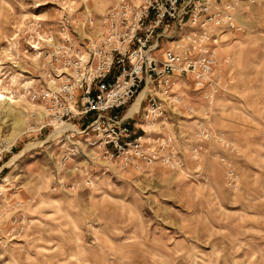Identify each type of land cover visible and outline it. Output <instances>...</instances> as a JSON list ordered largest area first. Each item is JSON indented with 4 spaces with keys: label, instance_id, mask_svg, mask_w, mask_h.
<instances>
[{
    "label": "rangeland",
    "instance_id": "obj_1",
    "mask_svg": "<svg viewBox=\"0 0 264 264\" xmlns=\"http://www.w3.org/2000/svg\"><path fill=\"white\" fill-rule=\"evenodd\" d=\"M112 2L0 0V264H264V0H210L229 3L235 25H219L206 82L175 75L176 100L159 94L146 135L156 157L94 161V138L78 135L81 153L64 162L59 129L26 91L47 46L35 40ZM206 15L167 19L166 32L197 31ZM176 46L161 36L154 53Z\"/></svg>",
    "mask_w": 264,
    "mask_h": 264
},
{
    "label": "built area",
    "instance_id": "obj_2",
    "mask_svg": "<svg viewBox=\"0 0 264 264\" xmlns=\"http://www.w3.org/2000/svg\"><path fill=\"white\" fill-rule=\"evenodd\" d=\"M222 8L225 12L210 0H114L97 18L85 6L76 19L61 17L55 34L39 35L35 41L47 45L40 50L39 84L26 91L43 107L41 120L60 127L56 140L61 141L63 161L81 153L78 135L86 141L94 138L98 151L88 153L94 161L108 157L140 166L139 160L156 157L146 144L154 136L146 135L164 108L159 94L171 96L175 75L192 74L197 85L209 79L219 25H235L229 3ZM189 11L194 21L199 12L207 13L197 31L179 36L176 29L166 32L167 19L180 26ZM76 23L81 29L72 27ZM161 36L179 38L181 46L168 47L159 57L154 51ZM142 91L137 109L128 113ZM140 109L146 125L134 133L128 119Z\"/></svg>",
    "mask_w": 264,
    "mask_h": 264
},
{
    "label": "bare ground",
    "instance_id": "obj_3",
    "mask_svg": "<svg viewBox=\"0 0 264 264\" xmlns=\"http://www.w3.org/2000/svg\"><path fill=\"white\" fill-rule=\"evenodd\" d=\"M143 91L141 92V94L135 99V101L132 103V105L130 106V108L128 109V113H130L131 111L133 110H136L137 109V106H138V100L139 98L141 97ZM5 99H9V97L5 96L4 94H2L0 92V101H4ZM7 101V100H6ZM58 128L60 127H55V130H57Z\"/></svg>",
    "mask_w": 264,
    "mask_h": 264
}]
</instances>
